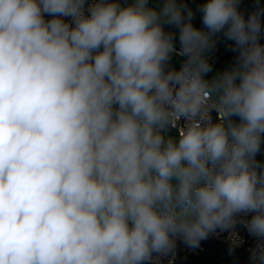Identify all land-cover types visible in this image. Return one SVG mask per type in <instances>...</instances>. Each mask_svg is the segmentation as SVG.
Instances as JSON below:
<instances>
[{"label":"clouds","instance_id":"obj_1","mask_svg":"<svg viewBox=\"0 0 264 264\" xmlns=\"http://www.w3.org/2000/svg\"><path fill=\"white\" fill-rule=\"evenodd\" d=\"M199 11L0 0V264H158L238 222L264 264V8ZM220 34L238 55L209 80Z\"/></svg>","mask_w":264,"mask_h":264},{"label":"trees","instance_id":"obj_2","mask_svg":"<svg viewBox=\"0 0 264 264\" xmlns=\"http://www.w3.org/2000/svg\"><path fill=\"white\" fill-rule=\"evenodd\" d=\"M156 0H149V6ZM123 3V0H121ZM130 3V1H128ZM178 3L186 4L194 12L192 23L197 28H202V13L200 6L206 3V0H178ZM257 7L264 8V0H239V9L244 13L245 18ZM264 21V17H262ZM174 43L180 46L179 31L174 34ZM234 41L228 40L220 34L217 37L215 48L208 53L209 62L212 65V71L206 74V79H212L216 73L223 72L232 67L236 62L237 52L233 51ZM186 59L185 56L173 54L168 67L179 70ZM177 136L172 129L169 133ZM255 159L264 165V155L257 153ZM204 249L198 255L181 254L175 264H250L247 253L231 244L221 240L210 239L203 241Z\"/></svg>","mask_w":264,"mask_h":264},{"label":"built area","instance_id":"obj_3","mask_svg":"<svg viewBox=\"0 0 264 264\" xmlns=\"http://www.w3.org/2000/svg\"><path fill=\"white\" fill-rule=\"evenodd\" d=\"M129 1L131 2V0ZM92 2L93 0H88L89 4ZM45 18L50 19L51 17L46 14ZM260 42L264 44V33H262L261 35ZM175 48L177 50V53H179L180 46L175 44ZM174 54L178 55L176 53ZM178 56H182V55H178ZM212 118H213V121L215 122L217 119V113L213 112ZM181 121H184V120L182 119ZM176 135H178L177 131H176ZM260 149H264V142H262ZM240 219L242 220L250 219V215L248 217H241ZM210 239L221 240L237 248L243 249L248 254L249 261H250V249H252L256 244V239L248 233L246 227L243 226V223H239V222L237 223L234 229L220 230V232L218 233L210 234L206 240H210ZM206 240H203V241H206ZM203 241L200 242L199 247H204ZM181 254L193 255V248L188 247L182 240H177L174 253H171L165 257H162L158 263L159 264H175L178 260L179 255Z\"/></svg>","mask_w":264,"mask_h":264},{"label":"rangeland","instance_id":"obj_4","mask_svg":"<svg viewBox=\"0 0 264 264\" xmlns=\"http://www.w3.org/2000/svg\"><path fill=\"white\" fill-rule=\"evenodd\" d=\"M163 2L164 0H156L154 2L151 3L150 7H153V8H156V9H159L160 7H162L163 5ZM165 31L166 32H171L173 34H176L179 29L175 26H171V25H165ZM233 119L236 121V122H239L238 121V118L236 117H233Z\"/></svg>","mask_w":264,"mask_h":264},{"label":"bare ground","instance_id":"obj_5","mask_svg":"<svg viewBox=\"0 0 264 264\" xmlns=\"http://www.w3.org/2000/svg\"><path fill=\"white\" fill-rule=\"evenodd\" d=\"M183 125H184V121H180L179 124H178V126L176 128H173V130L175 132L177 131V133H178L179 128L182 127ZM259 153L262 154V155H264V149H260ZM246 217H248V216H246ZM243 226H244V224H243ZM218 232H220L219 229L215 233H218ZM203 249H204L203 247L193 248V255H198L201 251H203ZM247 257H248V254H247Z\"/></svg>","mask_w":264,"mask_h":264}]
</instances>
